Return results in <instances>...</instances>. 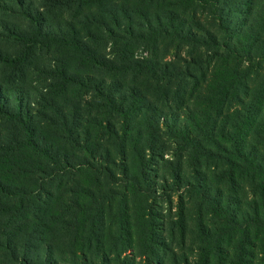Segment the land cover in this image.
Returning <instances> with one entry per match:
<instances>
[{"label": "rangeland", "instance_id": "374dc122", "mask_svg": "<svg viewBox=\"0 0 264 264\" xmlns=\"http://www.w3.org/2000/svg\"><path fill=\"white\" fill-rule=\"evenodd\" d=\"M1 1L0 25L28 28L18 5L7 13L5 3L12 1ZM24 1L44 14L46 30L56 31L55 35L65 31L68 41L50 47L37 44L22 79L14 76L11 66L0 62L4 97L7 87L20 80L30 88L12 91L13 98L20 92L37 101L42 100L40 95L56 92L52 95L62 106L55 111L65 109L70 126L91 140L88 150L93 152L96 144L110 147L116 141L107 129V119L118 131L128 119L111 117L98 90L101 82L92 78L81 49L72 43L84 40L112 62H148L159 70L160 77L147 72L138 81L130 76L123 83L144 94L145 106L135 102L129 121L132 118L133 129L142 130L141 134L150 124L159 125L154 149L161 155L152 161L151 177L139 185L122 174L117 158L116 163H101L84 151L87 149L74 151L91 156L117 177L83 171L78 182H67L72 193L64 194L66 211L59 202L53 207V248L49 249L40 234L26 245L19 242V215L13 208L4 211V204L18 203L0 191V264H23L22 260L33 264H243L235 257L236 240L221 229L226 217L201 201L196 190L201 182L197 171L201 170V178H207L218 193H232L222 180L220 166L210 164L212 159L207 161L200 153L205 147L217 152L216 145L226 142L222 135L246 127L248 112L255 105L258 108L257 101L264 102V0ZM3 33L8 34L0 27V60L18 50V44L7 41ZM63 68L69 72L65 83L56 72ZM83 75L91 77L86 80ZM59 94L67 100L62 102ZM44 101L42 110H48L53 122L59 123L57 113L50 111L49 97L46 104ZM3 124L0 119V129ZM55 130L68 136L59 126ZM139 138L134 133L132 142H141ZM63 141L57 139L59 144ZM0 167L6 174L7 167L2 163ZM149 182H155L151 188ZM50 191L56 192L57 184L45 187L44 192ZM238 191L244 208L251 193L247 186ZM42 197L46 202L45 193ZM61 198L58 193L56 199ZM14 232L9 253L6 240ZM252 250L250 264L263 263L261 250Z\"/></svg>", "mask_w": 264, "mask_h": 264}, {"label": "trees", "instance_id": "16d2710c", "mask_svg": "<svg viewBox=\"0 0 264 264\" xmlns=\"http://www.w3.org/2000/svg\"><path fill=\"white\" fill-rule=\"evenodd\" d=\"M5 3L7 13L14 12V4L18 5L19 14L29 22L28 28L22 29L19 25L3 23L0 27L8 34L2 35L7 41H14L18 44L17 52L14 55L2 56L0 60L3 64L11 66L14 76L22 77L25 75L28 66L31 64L32 55L37 44L50 47V44L62 45L67 43L66 32L54 34L56 31L46 30L44 26V14L40 9L35 8L24 0H11ZM0 2H2L0 0ZM10 3V4H9ZM33 6V7H32ZM18 13V12H17ZM3 22V19H0ZM1 35V36H2ZM2 36V37H3ZM73 46L81 49L83 62L92 69V78L100 81L102 86L101 98L105 101L111 117H123L127 124L123 125L120 131L113 130L111 120H106L108 130H112L116 141L110 147L103 144H96L92 150H88L90 139L83 138V132L79 129L73 130L70 126L69 115L62 108L59 113L55 110L61 108L62 103L55 99L48 92L41 99H45V104L50 100V111L57 113L60 122L55 124L48 110L44 107L42 100L34 101L30 97L20 94L21 90L29 89V84L21 80L18 85L7 87L6 98L4 97V83H0V119L4 121L3 129H0V163L7 167L6 174L4 169L0 173V191L8 198L14 199L17 205L4 204V211L16 209L19 215V242L26 245L32 236L42 235L41 241L46 249L53 248V227L50 223L55 219L53 216L54 206L59 202V206L66 211L64 206V194L71 192L67 182H78L83 177V171L88 174L101 176L103 172L107 178L116 179V174L101 167L91 159V156L102 162L108 163L112 160L116 163L119 160V168L123 175H129L139 185L147 182L151 177L150 169L153 160L161 154L154 149V138L158 135L159 125H149L150 129L141 134L133 129L132 118L129 121L130 113H134V103H140L139 107L145 106V96L138 87L131 84H124L123 81L130 76L136 81L140 80L143 73H150L153 77H160L159 70L153 64H139L133 61L123 60L112 62L102 50H96L84 40L74 41ZM1 57V56H0ZM135 63V64H134ZM57 72V78L65 83L69 72L63 68ZM54 73V71H53ZM168 74V73H167ZM90 75H83V79H89ZM128 87V89H127ZM65 84L63 85V90ZM20 90L14 98L10 94L12 91ZM48 91V90H47ZM29 94V93H28ZM48 96V97H47ZM60 100H67L64 94H59ZM34 101V102H32ZM63 102V101H62ZM253 108L248 120H245L246 127L237 128L234 133L222 138L226 140L223 144L216 145L217 152L205 147L202 148L201 156L213 163L216 167L220 166L222 180L228 186L230 192L218 193L207 178H201V170L197 171L201 182L197 184V192L201 201L212 207V211L218 215L226 217V225L221 229L230 234L236 240L235 257L237 261L242 259L243 264L251 262L254 247L261 250L264 255V102H259ZM33 105L41 107L34 109ZM247 113V114H248ZM153 121V118H152ZM56 126L64 131L68 136H60L55 130ZM127 128H131L127 129ZM134 133L139 135L141 142H132ZM64 140L62 144L57 139ZM94 141H97L96 139ZM87 149V150H84ZM88 152L91 156L75 153ZM150 151L148 155L147 152ZM221 151V152H219ZM93 153V155H92ZM222 153H224L222 156ZM224 157L220 163V157ZM134 159V160H133ZM134 162V163H133ZM133 163V164H132ZM201 164V159H198ZM138 171L137 176L132 175ZM186 175V174H185ZM181 173H177L179 178ZM182 177V176H181ZM142 181V182H141ZM66 185L61 190L62 185ZM155 182L147 183L151 188ZM57 184V191L44 192L45 187L52 188ZM249 188L251 196L245 200V207L242 206V198L239 197V188ZM33 189V190H32ZM78 190L75 192L77 194ZM45 193L46 202H43L42 194ZM58 193H62L61 200H57ZM38 194V196H37ZM39 227L42 230H39ZM16 232L7 236L6 248L11 252V239L16 238ZM45 235H44V234ZM18 239V238H17ZM15 255L12 254L11 257ZM247 256V257H244ZM264 264V258L261 259ZM23 264H33L28 260H22ZM127 264V263H124Z\"/></svg>", "mask_w": 264, "mask_h": 264}]
</instances>
